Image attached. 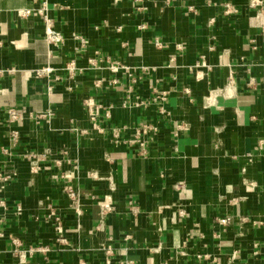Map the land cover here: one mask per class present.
Wrapping results in <instances>:
<instances>
[{
  "label": "crops",
  "instance_id": "1",
  "mask_svg": "<svg viewBox=\"0 0 264 264\" xmlns=\"http://www.w3.org/2000/svg\"><path fill=\"white\" fill-rule=\"evenodd\" d=\"M262 11L0 0V264H264Z\"/></svg>",
  "mask_w": 264,
  "mask_h": 264
},
{
  "label": "built area",
  "instance_id": "2",
  "mask_svg": "<svg viewBox=\"0 0 264 264\" xmlns=\"http://www.w3.org/2000/svg\"><path fill=\"white\" fill-rule=\"evenodd\" d=\"M35 1H37V0H35ZM31 13H32V11L30 9L22 12V14L27 15V16H29ZM37 13L43 18V20H44V22L48 28V39L52 42H57V41L59 42L60 41V35L52 28V20L49 17L47 7L46 6L40 7L39 9H37ZM226 13H229V11H227ZM260 17L262 19L261 20V28L264 32V12L263 11L261 12ZM91 63L94 64L95 60L92 59ZM106 67L112 74H116L120 69V64L119 63H108V65H106ZM50 72H51V69L48 68L45 70L38 71V75L42 76V75L48 74ZM2 74H3V72L1 71L0 75H2ZM159 97H160V100H162V101L166 100L164 93H162V95H160ZM7 114H8V117L11 121H16L17 119H19L21 117L20 111H18L17 109L8 110ZM146 130H147V127L144 128L145 132H146ZM17 139H18L17 134L13 133L12 134V140L16 143ZM140 146H141L140 154L146 155V149L144 147V144L140 143ZM34 157H35L34 155H29L26 158L28 160H31ZM10 179H11V177H8V176L4 177V176L0 175V192H2L3 187L10 181ZM67 193L70 196V198H72V199H76L78 196L76 193V190L73 186H70L67 188ZM0 204L4 205L5 203L0 202ZM228 222H229L228 220L222 221V223H228ZM29 251L33 252V249H30ZM18 252H19L18 250L15 251L16 256L21 257V258L25 257V255H26L25 253H18Z\"/></svg>",
  "mask_w": 264,
  "mask_h": 264
}]
</instances>
